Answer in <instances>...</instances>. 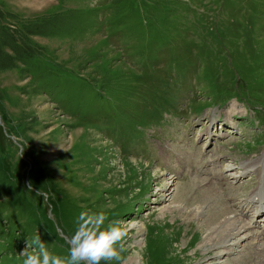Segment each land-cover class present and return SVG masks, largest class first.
Instances as JSON below:
<instances>
[{
  "label": "rangeland",
  "instance_id": "obj_1",
  "mask_svg": "<svg viewBox=\"0 0 264 264\" xmlns=\"http://www.w3.org/2000/svg\"><path fill=\"white\" fill-rule=\"evenodd\" d=\"M72 8L76 34H29ZM4 30L35 55L21 65L0 45V264H23L35 235L66 257L85 209L128 229L120 260L101 264L255 258L252 245L246 259L240 247L219 259L223 240L214 249L187 213L201 194L210 213L249 222L240 215L258 180L244 167L264 150V0H0Z\"/></svg>",
  "mask_w": 264,
  "mask_h": 264
},
{
  "label": "bare ground",
  "instance_id": "obj_2",
  "mask_svg": "<svg viewBox=\"0 0 264 264\" xmlns=\"http://www.w3.org/2000/svg\"><path fill=\"white\" fill-rule=\"evenodd\" d=\"M204 133H206V131ZM204 133L202 135L205 136ZM190 140L191 139L189 138L188 141ZM201 156L203 157V154H201ZM247 168H253V171L251 173L256 172V178L258 181L256 182L257 185L254 187V189L253 190L251 189L252 192L248 194V198L246 197L247 205L248 206L250 205L248 210V212L250 211L248 214V218L247 215H243V216L240 215V217H246L247 219L255 217L259 221L260 220L262 221L261 225H258L257 221H255L254 224H250L251 221H249V223H245L246 221L243 222L239 219L237 220L234 216L232 217L227 216L226 213L229 211L227 209H222L221 207H219L216 211L210 213L208 208L211 205L212 201H210L211 203L205 204L203 199L201 198L202 196L201 194H200L201 196L199 195L201 203L198 202L199 205H197L196 203V206H194L192 210L190 209L187 215L190 214L194 218L198 219V222L200 221V223H202L200 227L201 229H204L206 233V239H208L210 246L212 247L214 246V249L217 242L223 240L218 244L217 251H219L220 253L219 256L221 257L219 259H222L223 256L225 255L229 256L230 255L229 251H231L234 247L241 248L240 251L238 252L236 251L237 252L236 254L240 255L237 258L246 259L252 248V245H255L258 248H260L261 251L259 253L255 252L256 256L249 264H252V262L254 261L255 262L253 264H264V233L257 231L258 228H264V150L261 152L259 159L256 160L255 162L253 161L252 163H247L244 167V170L247 171ZM221 179L223 180L225 178H221ZM180 190L179 188L175 189L174 195L171 197L172 202L174 201L175 203L177 202L181 204V201L183 200L182 198H180V196L182 195L184 190L182 188L183 190V191L181 190L182 193H180L181 192ZM203 191L205 192V190ZM212 191H213L212 187L208 188V193H210L211 195H212ZM187 207L183 206V208L185 209L189 208ZM174 208L180 210L179 206H175ZM238 211H240V209ZM205 244H207V242ZM222 264H227V261L226 260L222 261Z\"/></svg>",
  "mask_w": 264,
  "mask_h": 264
},
{
  "label": "clouds",
  "instance_id": "obj_3",
  "mask_svg": "<svg viewBox=\"0 0 264 264\" xmlns=\"http://www.w3.org/2000/svg\"><path fill=\"white\" fill-rule=\"evenodd\" d=\"M106 220L103 212L82 210L76 219L75 230L68 238L70 247L66 257L51 253L40 235H35L28 239L25 250L20 254L25 257L23 264H101V261H119L121 245L128 235V229L122 227L119 220L107 224Z\"/></svg>",
  "mask_w": 264,
  "mask_h": 264
},
{
  "label": "trees",
  "instance_id": "obj_4",
  "mask_svg": "<svg viewBox=\"0 0 264 264\" xmlns=\"http://www.w3.org/2000/svg\"><path fill=\"white\" fill-rule=\"evenodd\" d=\"M58 1L59 2H70L72 0H58ZM81 18L82 16H81L80 10L76 8L66 9V10H63V12L60 15L56 14V16L53 15V16L48 17L47 19L43 18L42 21H40L38 24H34L33 26H31L30 28L31 30L29 34L38 35V36H41V35L50 36L51 35L52 37H55L54 35L59 34L56 37H61V38L67 37L68 35L71 36L73 32L76 34L77 29L81 27L80 26L81 24L79 22ZM21 33L22 32H19L18 34H16L17 37L14 39V37L9 32L4 30L1 33L3 34V37L0 38V45L2 46L5 45L9 49V51L11 52L10 57H13L15 62H18L21 65H27L29 59L34 57L35 54L34 53L27 54L26 53L27 49L22 50L21 46H18V47L15 46V44L17 43L21 44V41H22L20 37ZM6 57L10 58L9 56H6ZM8 58L7 60L6 58L4 59L6 60V63L8 61ZM26 58H28V60H26ZM7 67H9V65ZM38 89H40V86H38Z\"/></svg>",
  "mask_w": 264,
  "mask_h": 264
}]
</instances>
